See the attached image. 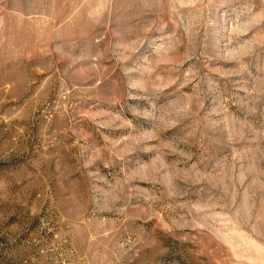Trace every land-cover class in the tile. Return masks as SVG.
<instances>
[{
  "label": "rangeland",
  "instance_id": "1",
  "mask_svg": "<svg viewBox=\"0 0 264 264\" xmlns=\"http://www.w3.org/2000/svg\"><path fill=\"white\" fill-rule=\"evenodd\" d=\"M0 264H264V0H0Z\"/></svg>",
  "mask_w": 264,
  "mask_h": 264
}]
</instances>
